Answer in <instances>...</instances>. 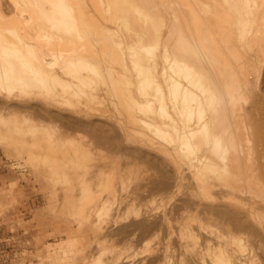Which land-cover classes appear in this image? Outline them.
Here are the masks:
<instances>
[{
	"label": "bare ground",
	"instance_id": "6f19581e",
	"mask_svg": "<svg viewBox=\"0 0 264 264\" xmlns=\"http://www.w3.org/2000/svg\"><path fill=\"white\" fill-rule=\"evenodd\" d=\"M66 42L72 47L61 49ZM93 42L101 44L99 50L89 49ZM260 62L264 0H0V113H16L9 107L20 102L27 111L23 120L30 123L22 133L33 136L38 126L28 114L38 110L32 102L39 96L52 100L54 83L71 88L77 99L90 100L103 90L118 113L115 130L124 142L141 146L157 161L154 167L110 165L112 175L119 173L116 211L122 210L113 225L125 223L124 232L116 228L118 234L128 241L138 238L139 249L132 254L130 247L112 243L101 248L103 240L99 245L96 238L100 251L77 260L264 264V125L253 134L246 122L255 91L250 70ZM203 64L218 68L220 82L209 80L212 73ZM115 65L129 70L117 71L122 82L133 72L134 85L126 81L135 95L114 86ZM102 74L110 82L102 81L103 89L96 84ZM60 98L57 103L72 106L71 96L61 92ZM44 101L48 107L38 114L50 120L53 105ZM9 116L0 114V121ZM26 126L16 123L11 129ZM98 201L95 228L89 227L95 236L106 232L102 223L113 218L108 198ZM80 205L79 214L85 208ZM69 239L54 249L65 252Z\"/></svg>",
	"mask_w": 264,
	"mask_h": 264
},
{
	"label": "rangeland",
	"instance_id": "374dc122",
	"mask_svg": "<svg viewBox=\"0 0 264 264\" xmlns=\"http://www.w3.org/2000/svg\"><path fill=\"white\" fill-rule=\"evenodd\" d=\"M94 42L91 45L88 44L89 46L87 45L88 47L91 46L89 48L91 51L93 49L99 50L98 45L101 46V44L95 45L97 42ZM68 44L67 42L62 43L61 49L66 48V46L71 48V44H69L70 46ZM92 46L94 47L92 48ZM88 52L90 51L87 49L86 55H88ZM231 62L233 65H231ZM235 62L232 59L229 60L231 68L235 67ZM203 65V67L207 66L205 64ZM115 66L113 70L116 72L114 71L113 73H116V78H120L119 74L123 72L125 74V71L129 72L126 69L122 71L123 68L121 69L119 67L120 65ZM207 67V70L209 69L208 72L210 71L209 73H212L210 77L206 74L209 80L215 79L216 76L220 77L217 74L219 72L218 68L217 71L215 66L211 67L216 71V75H213L215 71L210 66ZM253 67L256 70H253ZM253 67L250 70V72H253L250 74L251 76L249 75V78L251 77L250 84L255 88L254 100L250 96L251 103L246 108L252 112L249 113L251 116L249 115L247 117L246 122L251 126L252 133L256 134L264 125V62L262 64L260 62ZM54 69L59 70L57 65ZM204 69L202 68V72H205ZM117 71H121L122 73L119 72L118 74ZM132 73L130 70L131 76L128 74L129 76H125L127 79L124 78L125 81L129 78V83L134 85V74ZM102 75H104V78ZM102 75L100 77L106 79L101 80L99 77L97 79L98 82L95 80L96 84L98 83L97 85H100L103 81L109 86L110 82L107 79L108 77L105 74ZM116 75L119 76L117 77ZM123 76L121 75V78ZM131 77L132 79H130ZM119 78L116 80L117 84H114L115 87H118L117 90L119 88L124 90L127 96L129 93L135 95V86L128 85L127 81L126 85L124 84V79V82H122ZM118 80L121 84H118ZM130 80L133 81L131 82ZM216 80L219 79H215L214 81ZM216 82L218 83L220 80ZM58 84L60 83H54V85L51 83L56 93L52 97V100L51 98L44 99L42 98L43 96H39V98H35L32 102V105L38 111L42 112L43 110H40V108H46L47 106L44 100L50 101L51 105H53L51 107L53 109H50L55 114L50 120L42 114H38V111L34 115L28 114L32 117L31 122L33 121L32 123L38 126L34 134L35 136H32L30 133L29 135L24 134L26 131L28 133L27 126L30 123L23 120L27 116V111L20 106V102L13 101L9 107H12L13 112L16 113L8 112L7 110L0 113L4 116H9L10 114L13 116L10 115V120L6 119L4 124L3 120L0 121V134H3L4 130L6 132H4L5 134L3 136L0 135V264H89V261L83 263L81 258L79 260L76 258L86 256L88 258L87 260H89L90 254L97 253L101 248H105L109 244L111 245V243V246H116L117 248L125 247V249H128L130 247L129 253L132 254L140 247L138 238H133L131 241H128L123 233L118 234V230L121 227L119 232L123 231L122 229L126 225L125 223L120 222L119 225H113L118 220L117 214L119 215L122 211H116L121 196L119 192L120 181H118L119 178L117 177L119 173L113 171L112 175L109 170L111 164L119 167L128 165L154 167L157 164L154 155L147 152L141 146L133 145L131 142L128 144L126 141L124 142L126 139L123 138L117 129L115 130L117 126L114 125V119L118 117V113L113 106L109 105V96H106L107 93L105 91H97V97L95 96L90 100L86 99L87 96H82L77 99L76 95L72 97L74 91L71 88L67 90L63 88V83ZM102 84L101 86L104 85ZM133 87V91L129 90V88ZM103 88L105 86L101 89ZM61 92H64V95L71 96V99H73L72 106L57 103L61 99ZM98 93L101 94L99 95ZM131 95L129 94V96ZM95 98L96 101L94 102ZM127 99L130 100L129 98ZM97 101L101 102L97 103ZM0 105L4 106L2 102H0ZM54 107L60 108L54 109ZM55 110H60V112ZM70 119L72 120L70 121ZM7 120L9 121L7 122ZM14 120L17 126L25 127L27 125V129L20 127L23 131L19 130L18 132H14L11 129L15 125L13 124ZM79 121L81 125L77 124ZM6 125L10 130L7 129ZM105 125H108L107 128ZM110 129L114 132L112 130L110 131ZM32 137L35 138L36 145L33 139H30ZM29 139L35 145L32 146L33 148L31 147L34 150L32 154L28 151ZM98 172L99 175L101 174L100 176ZM116 172L118 175L115 174ZM98 182L101 183L99 187ZM102 190L103 192H101ZM106 197L109 200L108 202L111 203L110 208L112 209L111 213L113 218L111 217L112 220H105L109 221L108 224L106 222L102 223L106 227L105 230H107L106 232L103 231L105 234L102 232V235L100 233L98 236H95L91 233L89 227L92 226V228H95L96 219L94 210L100 204L98 199L103 198L107 200ZM79 199L84 201L82 205L85 207L80 214L77 212L78 205L82 202ZM115 216H117L116 219H114ZM80 225L83 228L82 231L79 230ZM109 233L111 235L110 239ZM67 238H70L69 242L71 244L65 252L57 248L54 249L57 247L56 244L58 242ZM96 238L99 239V242L103 240V243H98ZM95 242L99 245L102 243L103 246L98 249L94 246ZM134 260H132L133 262L131 261V264H138L141 258L135 257Z\"/></svg>",
	"mask_w": 264,
	"mask_h": 264
},
{
	"label": "crops",
	"instance_id": "0c3cea01",
	"mask_svg": "<svg viewBox=\"0 0 264 264\" xmlns=\"http://www.w3.org/2000/svg\"><path fill=\"white\" fill-rule=\"evenodd\" d=\"M55 222V221H54ZM56 223V222H55ZM60 227V226H59Z\"/></svg>",
	"mask_w": 264,
	"mask_h": 264
}]
</instances>
